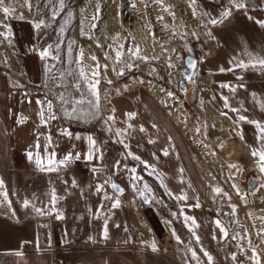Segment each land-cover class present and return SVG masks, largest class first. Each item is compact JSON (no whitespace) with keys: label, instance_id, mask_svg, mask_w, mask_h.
Wrapping results in <instances>:
<instances>
[{"label":"crops","instance_id":"crops-1","mask_svg":"<svg viewBox=\"0 0 264 264\" xmlns=\"http://www.w3.org/2000/svg\"><path fill=\"white\" fill-rule=\"evenodd\" d=\"M246 2L249 4L247 14H245V10L233 11L228 22L225 21L227 23L224 22L225 24L214 28L213 34L217 37L215 40L217 48L214 55L203 57L206 60L205 70L198 77L206 82L204 100L220 113L228 112L227 117L219 115L231 124L240 151L244 152L252 165L257 167L255 158L250 156V151L253 148L259 149L261 146L256 139L255 126L239 121L238 116L245 115L249 119L264 122V110H262V106H264V78L258 77V75H256V79L246 76L244 73L249 69L219 72L220 67L227 69L230 66L229 61L245 46L255 54L264 56V28L255 23V20H264V10H261L264 8V0H246ZM248 16H252L254 19L249 20ZM254 29L263 32L258 37L253 33ZM253 71L260 72L259 70ZM262 74L264 75V73ZM238 76L243 79H237ZM220 83H231L233 86L243 84L244 87H237L236 92L232 93L229 89L219 87ZM23 87L0 86V137L3 136V131L7 132L4 142L2 137L0 138V172L4 176L5 192L7 193V210L0 212V264H50V255L53 249L61 264H171L148 246L154 242L153 237L150 242L147 237L141 236L140 242L144 243H135L136 233L142 232L143 225L141 222L139 224L137 219L130 217L126 211L128 209L126 203L123 202L121 207L109 212L111 202L103 201L104 209L98 219L89 212V208L95 211L102 202L103 193L93 194L96 183L98 181L103 183L112 175L110 171L115 160L110 157L109 153L117 152L119 158L126 160L127 164L133 161L131 158L121 155L124 152L121 145H115L109 140L111 134L105 132L103 121L97 120L93 124L95 127L93 136L100 142L104 150V159L95 161L97 167L103 165L101 172L94 176L90 171V175L84 179L78 177L72 170L61 173L62 179L69 182L74 177L78 181L79 187L69 188L66 192V185L62 183L61 179H57L55 173H41L36 169L34 163L28 161L26 152L33 150L36 141L32 144L21 142L17 140L15 131L18 127L22 131L31 132L36 137L37 129L35 126H27L30 123L34 125V122L30 118L28 102L24 95L26 92ZM18 96L20 98L16 100ZM222 96L229 97L230 106L240 111L233 113L229 109H225ZM108 103L109 113H102V115L106 118L111 109L115 108L114 127L128 131L127 137H124L125 143L129 144L131 151L135 154L156 166V173L148 176L143 166L136 161L137 172L146 181L149 179L156 187L160 188V198L165 197L172 201L173 207L168 209L167 213L170 215L171 212H179L183 208L185 214L193 216L197 221L198 227L194 231L200 237L199 244L185 227L183 218L175 219L173 229L180 237L181 242H177L173 235L172 237L175 241V251L177 249L176 255L178 253L184 257L178 258L181 264H197V261L191 258V252L188 249L197 250L200 257L202 253L199 252V249L201 247L215 257L213 264H231L225 258L228 252L225 239L212 238L213 234L219 236V229L213 224L209 211L202 207L204 177L195 164L185 136L179 131L170 115L144 87L135 85L133 89L131 87L126 92L119 91L114 94ZM11 111L17 115L23 114L29 119L22 123V126H18L16 116L10 115ZM128 112H135L137 115L134 119L129 120L125 115ZM129 124L133 126L128 128ZM152 125H156V127H152ZM141 126L145 129L143 132L140 131ZM61 129H68L82 137L90 134L86 124L76 125L72 121L71 123L62 121L61 127L51 132L53 145L50 151L55 149L58 158L62 157L71 149L73 143L76 145V151H86L85 141L69 140L67 137H62L59 131ZM11 135L16 140L15 143H10ZM150 139L154 143H148ZM104 141H108V143L104 144ZM44 143L45 139L41 144ZM164 149L168 151V156H163L162 150ZM127 166L131 167L129 164ZM180 169H183V173L179 171ZM157 175L163 179L172 195L165 193ZM111 177H113L112 180H117L124 187L125 172L119 170ZM52 187L56 188L58 195L66 197L57 205L65 214L63 220H56L54 215L39 216L33 210V204L35 207H42L48 203ZM105 187L111 195L110 186L106 185ZM182 193L189 197L187 201L189 205L194 204L198 197L201 207L190 208L186 206L185 202L174 199V196ZM25 199L31 202L28 207L23 205ZM109 216L111 217L108 220L109 238L103 240L101 239V230L104 219ZM190 225L191 222H189ZM126 228L127 231H125ZM129 238H131V242L125 243ZM87 243H92L94 247L86 248ZM17 251L22 255H16ZM200 264H206V257L203 255L200 258ZM233 264L236 263L233 261Z\"/></svg>","mask_w":264,"mask_h":264},{"label":"rangeland","instance_id":"rangeland-1","mask_svg":"<svg viewBox=\"0 0 264 264\" xmlns=\"http://www.w3.org/2000/svg\"><path fill=\"white\" fill-rule=\"evenodd\" d=\"M186 2L188 5H183V3L179 4L180 2L176 0H162V3H154L153 0H66V8L61 12V15L57 17L52 28L47 30L49 34L48 37L45 40H41L40 43L54 41L63 18L69 10L73 12L72 21L64 33V43L61 45V54L66 56L67 41L75 39L77 41V46L74 47V54L76 52V48H83L86 64L88 66L94 65V63H99L101 65L105 63L109 64V68L105 73V78L101 80L100 86L101 108L102 113L104 114L109 113L108 100L114 94L118 93L117 90L126 92L131 87L133 89V86L135 85L142 88L144 87L148 91V82L144 79L152 80L156 84L158 83L161 88L171 91L175 95L181 97L183 105L188 113V118L192 128V136L186 135L181 130L179 131L185 136L192 157L194 158L192 152L193 148H196L198 152H200V155L202 154L200 160H196L194 158L196 166L204 177L202 207L209 211L213 221L215 219H221L228 224L230 228L241 233V236L238 237L237 240H231L230 237L225 239V246H228V252L226 253L225 258L233 264L231 257L232 254L235 253L238 257V261L242 262V264H253V262L249 263L247 259L251 256L250 247L255 246L256 251L261 255V264H264V244H261V236L257 235L258 231L261 228H264V222L260 219L262 215L264 216V192L262 190L255 191L254 195H248L246 193L245 179L249 174H253L250 169L244 173L240 182L236 181L241 176L242 166L252 164V162L248 160L249 157L242 151H239L234 156L233 153H231V155L225 154L228 144L223 149H219L220 144L225 143L224 140L229 143V146L235 145L237 142L235 141V133L227 134L229 131H232L231 128H226V130L220 129L219 122L223 121L226 124L229 122L219 115V111L206 103L203 96L206 90V82H204L202 78H199L204 73L202 69H199L200 67L203 68L204 63L206 62L203 57L214 55V51H216L217 48L216 41L213 40V43L212 39L207 35L209 30L213 33L216 26H212L207 23L208 16L205 14L211 13L210 15L212 17H218L222 8L227 6V0H197L196 5L194 6L196 9L195 16L192 14L193 9L189 7L190 0H186ZM96 3L99 4V13L96 11ZM43 4L44 0H40L41 7H43ZM133 5H135V7H133ZM166 7L168 8V11H165ZM17 8L18 12L23 11L26 16L28 15L27 8L20 9L19 5H17ZM81 8L86 9L84 14L86 17L84 18V27L88 36L80 35V21L82 19L80 14ZM44 11L48 12L50 15L48 9H44ZM93 17L96 18L93 19ZM158 17H163V19H158ZM193 22H196V25ZM8 23L13 27L14 43L13 45H9L6 42L0 43V86L13 87V85L19 84L20 86H24V92L30 94L31 103L27 104L30 112V118L33 119L34 125L30 123L27 126H35L37 134H41L40 143H42L45 139L43 134H51L53 130L61 127L62 121L70 123L72 121L76 125L86 124L87 127L88 125H92L93 127L94 122L97 120L85 122L81 120L68 119L66 117H62L60 113H57L58 119L52 121L48 127L40 126L39 117L37 116L39 106L36 104V99L39 96H42L44 91L42 87H37V85L42 84L43 69L42 62L39 57L31 51V45L36 42L33 30L31 24L27 21L13 19L9 20ZM91 24H96L98 27L91 28ZM190 25L195 28L194 32L198 34L196 37L187 33L188 31L186 30V27H189ZM252 27H254V25H252ZM262 32L263 31L261 30H253V33L258 37ZM155 35L161 36L165 44H173L176 42L179 44H177L178 46L175 48V52L172 50L168 54L169 57L173 58L172 63L178 65L179 67L170 68L168 67L166 61L161 59V57L150 55V50H156L154 49L156 48L154 47V43L156 42L154 38ZM89 36H91L92 39H89ZM116 44L125 45L126 53L128 49H132L133 45H136L140 50L139 55L141 57H147L148 59L141 60L135 58L130 60L129 62L134 63L136 67H133L131 70H126L125 74L122 76H117L115 72L111 71L112 67L115 66L114 63L110 60H106L105 58V53L114 57L113 47H110V45L115 46ZM146 46L150 47L149 51L146 50ZM186 54H192L198 58V61L200 59H203L204 61L203 63H198V66L196 67L198 75L194 76L196 82L192 83L194 94L190 100L184 99L182 97V93L178 89V79L179 77L182 79L180 69L184 65V56ZM91 55L96 56L95 62L91 59ZM176 55H179L181 59H175ZM124 59H128V55H125ZM5 61H7V63H5ZM145 65L149 66L151 70L155 69V77H148L146 75L144 72ZM169 73H172V75H169ZM259 73H255L252 69H249L244 74L254 79H256V75L264 78L262 72ZM107 79H111L113 83L108 84L106 82ZM161 106L170 115L178 127L170 110L167 109L166 106ZM22 125L23 124H20V126ZM94 128L95 127H93V129ZM197 128L200 129L199 132L196 131ZM15 132L18 137L17 140L21 142L32 144L36 141L34 140L36 137H34L31 132L30 134L26 130L22 131L18 129V127ZM6 133V131H3V136H1L3 142L6 140ZM37 134L35 136H37ZM122 138L124 139V137ZM15 142L16 140L12 138L11 135L10 143ZM206 142H209L212 145H209ZM114 144L118 145L116 143ZM205 145H207V147H205ZM111 153L112 152L109 153L110 157L114 158L115 161L121 160L126 165L129 164L131 167H138L135 160H133L132 163L128 162L127 164L126 160L119 158L117 152H114L113 154ZM220 163L223 167H219ZM233 163L239 166V172L228 168V165ZM205 170L208 171L205 172ZM120 171L124 172L123 168H121ZM110 172L112 174V171ZM231 174H235V183L239 186L241 193L245 196V202H242L240 197L236 195L235 190L231 188L232 181L229 179ZM0 180L4 182V176L1 172ZM262 180V182H264V179ZM144 181L150 184L154 190L153 194L161 200V194L159 193L160 188L156 187L149 179L147 181L144 179ZM123 185L126 189V194H123V198L121 199L128 206V209L126 210L127 213L130 214V217L137 219L139 224L140 222L142 223V218L145 217L146 221H148L151 226L150 229L142 227V232L136 233L135 243H142L140 242L141 236L147 237L151 242L153 234H155L159 240H162V238L173 239L168 233L164 232V226H162L161 220L156 215V212L160 211L163 216H170L167 211L169 212L168 209L173 207L172 201L169 198L165 199V197H163L162 200L166 203V207L162 203L142 205L138 199L135 204H133L132 201L134 197L131 189L128 188L127 177ZM216 186L221 187L225 192H228L231 196V200L229 201L228 197L214 194L212 189ZM0 191L2 192V199L0 198L1 212L7 207V199H5L3 195V193H6L5 182L3 187L0 188ZM229 203L237 205V213L235 217H229L224 214L230 211L228 207ZM256 204L260 205L262 209L261 211L263 212L262 215L257 213L258 208L256 207ZM249 214H251V217ZM232 220L237 221V223H232ZM245 230L249 233L247 238L243 237ZM249 240L252 241L251 246L249 245ZM173 243L175 244L174 239ZM238 245L242 246L243 252L241 251V247H238ZM176 251L174 254H167L171 258H174V260L169 261L171 264H181L178 258H182L183 256L181 255V257L178 253L176 255ZM201 257L202 254H200V258Z\"/></svg>","mask_w":264,"mask_h":264},{"label":"snow or ice","instance_id":"snow-or-ice-1","mask_svg":"<svg viewBox=\"0 0 264 264\" xmlns=\"http://www.w3.org/2000/svg\"><path fill=\"white\" fill-rule=\"evenodd\" d=\"M154 3H162V0H153ZM197 0H190L189 7L193 9V16L196 15V5ZM17 5H19L20 9L27 8L28 15L26 16L23 11L18 12ZM96 11L99 13V4H95ZM135 7V5H133ZM255 7L254 5L252 6ZM66 8V0H44L43 7L40 6V0H0V43L6 42L9 45H13V27L8 23L9 20H19V21H27L31 24L33 34L35 37V43L31 45V51H33L42 62V84L37 85L38 88L42 87L44 89L42 96H39L36 99V104L39 106V111L37 112V116L39 117L40 126L48 127L52 121L58 119L57 113H60L62 117H66L68 119L81 120L85 122H92L94 120L103 121L104 129L106 133H110L109 140L113 143L119 144L123 147L124 152H122V156H126L131 158L132 160L137 161L141 164L144 170L147 172L148 176H152L156 173V166L150 163L147 160H144L140 155L135 154L131 151L129 144L125 143V140L122 137H127L128 131L127 129L114 127V121L116 120L115 112L116 109H111V112L105 118L102 115L101 108V80L105 78L106 70L109 68V64L105 63L103 65L99 63H94L92 66H88L86 64V59L84 55L83 48H76V52L74 54V47L77 46V41L75 39L67 41V52L66 56L61 54V45L64 43V33L68 28V25L72 21L73 12L68 11L66 16L63 18L62 22L59 25V30L56 35V39L52 42L40 43L41 40H45L48 37L47 30L52 28L53 23L56 22L58 16L61 15V12ZM249 8V4L246 0H227V6L222 8L218 17H212L210 14H205L208 16L207 23L212 26L222 25L225 21H227L233 14V11L245 10V14H247V10ZM44 9H48V12H45ZM261 10H264L262 8ZM85 8L80 9L81 21H80V35L88 36V33L84 27V18L85 17ZM165 11H168V8H165ZM174 15V14H173ZM96 17H93L95 19ZM249 20H253L254 17L248 16ZM158 19H163V17H158ZM255 23L264 28V20H255ZM91 28L98 27L96 24H91ZM192 36L196 37L198 34L196 32L191 33ZM207 35L212 40H217V37L212 33L211 30L208 31ZM92 39L91 36L88 37ZM115 39V38H113ZM101 46V45H98ZM113 47L114 57L110 56L108 53H105L106 60H110L114 63V67H112L111 71L115 72L117 76H122L125 74L126 70H131L133 67H136L134 63L129 62L135 58L141 60H147V57H141L139 55V47L133 45L132 49H128L127 53L125 52V45L116 44ZM190 51V50H189ZM175 52V49H173ZM125 55H128V59H124ZM91 59L95 62L96 56L91 55ZM175 59L179 60L181 57L179 55L175 56ZM173 58L169 57L166 63L168 67H179L172 63ZM203 59L199 61L189 58L187 61V68L182 69L185 79L191 83H195L194 76L198 75L196 72L197 63H203ZM7 63V61H5ZM74 65V67H73ZM229 67L225 69L224 67L219 68V72H234L235 69H253L259 70L264 73V56L257 55L251 50L244 47V49L239 53L233 56V58L229 61ZM191 69V74L188 73V70ZM155 71V69H153ZM172 75V73H169ZM237 79H243V77H237ZM108 84H112L111 79H107ZM142 82V81H141ZM19 84L13 85V87H19ZM183 87V84H181ZM219 87L224 89H229L232 93H235L237 87L243 88L244 85H236L233 86L231 83H220ZM127 88V86H126ZM186 91V88L184 89ZM119 92V90H117ZM25 99L28 103H31L30 94L25 93ZM166 95L169 98L174 96V93L168 91ZM215 99V98H213ZM223 107L225 109H229L233 113H238L240 110L230 106L229 97L222 96ZM262 110H264V106H262ZM246 111V110H245ZM16 116V124L19 126L29 119V117L23 114H15ZM129 120L134 119L137 115L135 112H128L125 114ZM220 115L227 117L228 112H221ZM239 121L247 122L251 125L255 126L256 129V139L260 143V148H253L250 151V156L255 158V163L258 167L260 177L264 179V122L259 120L249 119L245 115L238 116ZM133 125L129 124L128 128H131ZM152 127H156V125H152ZM145 129L143 126L140 127V131L143 132ZM60 135L62 137H67L69 140L80 141L83 140L86 142L87 149L84 152L76 151V145L73 143L71 149L67 151L62 157L57 156V152L52 148L53 140L50 133L43 134L45 138V143L42 145L40 143V135L37 134L36 142L33 146V150H29L26 152V158L30 163H34L36 169L41 173H55L57 179H61L62 183L66 185L65 191L68 192L69 188H77L80 185L78 181L73 177L71 181L62 179L61 173H66L70 171L71 166L74 162L77 161H85L88 162L91 167L90 171L94 176L98 175L103 169V165L97 167L95 161L104 159V150L101 147L100 142L96 139L95 136L89 134L86 136H80L72 133L68 129H61ZM197 132L200 131L199 128L196 129ZM243 139V136H241ZM108 143V141H104V144ZM148 143H154L153 140H149ZM207 147V145H205ZM163 156H168L169 153L166 149L162 150ZM156 155L155 153L153 154ZM123 168L127 180H128V188L131 189L133 194L132 203L135 204L138 199L142 205H153L163 203L158 197L153 194V189L149 183L144 181V177L137 172L136 167L129 168L126 164L122 165L121 160H116L112 165V175H115L116 172ZM229 169H234L236 172L240 171V168L237 164H229ZM183 173V169L179 170ZM159 178V175H157ZM229 179L232 181L231 188L235 190L236 195L240 197L242 202H245V196L241 193L239 186L235 183L236 176L235 174H231ZM183 181L181 180V183ZM4 182L0 180V188L3 187ZM110 186L112 189V194L110 195L105 186ZM160 185L164 188L165 193L168 195H172L170 190L164 184L163 179H160ZM264 190V182L258 184L257 188L250 192L249 194H255V191ZM125 187H122L119 183H116L112 180V177L109 176L108 179L104 180L103 183L99 181L96 183L93 194L98 195L103 193L101 204L93 211L89 208V212L94 216V218H100L104 204L103 201H110V209L109 212L115 210L122 206L123 201L121 197L125 193ZM213 193L216 195H222L224 197H228L229 201L231 200V196L228 192H225L221 187H213ZM4 198L7 199V193H3ZM83 196V193H81ZM66 197L60 196L57 194L56 188L52 187L49 194L48 203L44 204L42 207H35L33 204V210L39 216H53L56 220H63L65 218V214L63 210L57 207L58 203L61 200H64ZM174 199L185 202L188 207L200 208L201 204L199 202L198 197L196 198V202L194 204H187L189 197L186 194H180L174 196ZM30 201L25 199L23 201V205L28 207L30 205ZM230 211L224 213L229 217H235L237 213V205L234 203H229L228 205ZM114 214V213H113ZM171 218L166 220L165 222L169 225L172 224V221L182 217L185 227L188 228V231L195 238L196 242L200 243V237L194 231L196 227H198L197 221L193 216L185 214L183 208L180 209L179 212H171ZM219 215V213H218ZM251 217V214H249ZM111 217H107L104 219L103 228L101 230V239L107 240L109 238L108 234V220ZM261 221H264V217H260ZM189 222L191 225L189 226ZM232 223H237V221L232 220ZM213 224L217 229H219V236L213 234V239H228L237 240L238 237L241 236V233L236 232L235 229L229 227L221 219H215ZM119 227V225H116ZM172 235L175 237L177 242H181V239L178 235H176L175 229H170ZM127 231V228L125 229ZM231 233V235H230ZM249 235L248 231L245 230L243 233V237L247 238ZM257 235L261 236V244H264V228H261ZM92 239V237H89ZM131 238L126 240L125 243H130ZM144 243V242H142ZM249 245H252V241L249 240ZM152 251H157V245L155 242H151L148 245ZM241 251L243 252L242 246ZM39 250V248H38ZM188 251L191 252V258L197 261V264H200V257L198 255L197 250L189 248ZM251 256L249 259L253 262V264H261V255L256 251L255 246L250 247ZM199 252L202 253L204 257H206V264H213V256L210 252L203 247L199 249ZM16 255H22L21 252L17 251ZM232 260L236 262V264H242V262L238 261V257L235 253L232 254Z\"/></svg>","mask_w":264,"mask_h":264},{"label":"bare ground","instance_id":"bare-ground-1","mask_svg":"<svg viewBox=\"0 0 264 264\" xmlns=\"http://www.w3.org/2000/svg\"><path fill=\"white\" fill-rule=\"evenodd\" d=\"M176 1L180 2L179 4L183 3V5H185V4L188 5L186 0H176ZM196 22H198V21H196ZM180 26H182V25H180ZM183 27H182V29H183ZM184 29H185V27H184ZM194 29L195 28L191 27V25H190L189 27H186V30L188 31V32L187 31L186 32L191 34L192 32H194ZM154 38H155V41H156L154 43L155 44L154 47H156V48H154V49H156V50L155 51H151L149 46H146V50L147 51L150 50L149 52H150L151 56H159L164 61H167L168 58H169V55H168L169 52L172 51L173 49H175L179 44L177 42L173 43V44H165V42H163V38L161 36H157V35H155ZM101 39H102V37H101ZM144 72L146 73V75L148 77H155L154 71L151 70V68L149 66H147V65L144 66ZM144 80L148 82V91H149V93L152 94V96L159 102V104H161L163 106H166L167 109L170 110L174 120L177 122L179 130H181L183 133H185L188 136H190V135L192 136V128H191L190 121H189V118H188V113H187V111H186V109H185V107L183 105V100L181 99V97H179V96L174 94V96L172 98H169L166 95L168 90H165V89L161 88L158 85V83L156 84L152 80H148V79H144ZM180 80H182L181 77H179L178 82ZM185 88H186V91L184 90V91L181 92L182 93V97L184 99L190 100L192 98V95H193V85H192V83L189 82V81H185ZM219 125H220V129H224V130H226V128H231L232 129V126H231L230 123L226 124L223 121H221V122H219ZM226 132H228V131H226ZM232 133H235L233 129H232V131H229L227 134H232ZM224 141H225V143L220 144L219 149H223L228 144L227 145V149L225 150V154L231 155V153H233V156H234V155H236V153H238L240 151V147L237 144V142L235 143V145L229 146V143L226 140H224ZM206 143H208L209 145H212L209 142H206ZM203 151H205V150H203ZM192 152H193L194 158L196 160L197 159H199V160L201 159V155L202 154L200 155V152H198V150L196 148H193ZM219 167H223L221 163H220ZM207 171L208 170H205V172H207ZM262 191L264 192V190H262ZM0 198L2 199V192L1 191H0ZM256 207L258 208L257 209V213L262 215L263 212L261 211L262 209H261L260 205L256 204ZM6 210L7 209L5 208L4 211H6ZM261 217H264V216L262 215ZM132 221H133V219H132ZM247 261L249 263H252V261L249 258L247 259Z\"/></svg>","mask_w":264,"mask_h":264},{"label":"built area","instance_id":"built-area-1","mask_svg":"<svg viewBox=\"0 0 264 264\" xmlns=\"http://www.w3.org/2000/svg\"><path fill=\"white\" fill-rule=\"evenodd\" d=\"M227 22H228V20H227ZM227 22H225V23H227ZM225 23H223V24H225ZM87 129H88V131H89V133L91 135H94L95 134V130L93 129L92 125H88ZM247 166H249V167H247ZM90 167H91V165L88 162H85V161L81 160V161L74 162L72 164L70 170H72L73 173L76 174L78 177L84 179V178H86V177H88L90 175ZM249 169L257 177L258 182L261 183L263 180L260 177L259 170L257 169V167L253 166L252 164L242 166L241 176L236 181L237 182H240V180L243 178L244 173L247 172ZM156 215L161 220L162 226H164V229H165L164 232L165 233H168L172 237V232L170 230V229H173L172 228V224L169 225V224H167L165 222L166 220H169L171 218L166 217V216H163L160 211L159 212H156ZM142 225H143V227L145 229L146 228H149L150 229V227H151L150 224H149V222L146 221L145 217L142 218ZM152 236H153V241L155 242V244L157 245V248H158V250L156 252L159 255H161L162 257H164V259L166 261H168V262L170 260H174V258H171L170 256H168V255H170L169 253H171V254H174L175 253V247H174L173 239H171V238L170 239L169 238H166V239L165 238H162V240H159V238L155 234H153ZM85 247L86 248H93L94 245L92 243H87L85 245ZM213 258H215V257L213 256ZM50 264H61V261L56 256V252H55L54 249L51 251Z\"/></svg>","mask_w":264,"mask_h":264},{"label":"water","instance_id":"water-1","mask_svg":"<svg viewBox=\"0 0 264 264\" xmlns=\"http://www.w3.org/2000/svg\"><path fill=\"white\" fill-rule=\"evenodd\" d=\"M189 58L198 61V58H196V57H195L194 55H192V54H186V55L184 56V65H183L182 68L180 69V73L182 74V80H180V81L178 82V89H179L180 92L184 91V89H185V81H187V80L185 79V75H184L182 69H186V68H187V61H188ZM197 66H198V63H197ZM191 72H192V70L189 69V70H188V73L191 74ZM181 84H183V87H181ZM113 181L116 182V183H119V184H120V182H118L117 180H113ZM258 184H259V182H258L257 177H256L254 174H249V175L246 177V179H245L246 193H247L248 195H250L249 193L252 192V191H254V190L257 188ZM120 185H121V184H120ZM121 186H122V185H121ZM122 187H123V186H122Z\"/></svg>","mask_w":264,"mask_h":264},{"label":"flooded vegetation","instance_id":"flooded-vegetation-1","mask_svg":"<svg viewBox=\"0 0 264 264\" xmlns=\"http://www.w3.org/2000/svg\"><path fill=\"white\" fill-rule=\"evenodd\" d=\"M161 201H163V200L161 199ZM162 204H164V206L166 205L165 202H163ZM165 207H166V206H165ZM167 208H168V207H167ZM162 209H163V208H162ZM162 215H163V214H162ZM168 217L170 218V216H168ZM172 223H173V224H172V228H173V226L175 225V220H173Z\"/></svg>","mask_w":264,"mask_h":264},{"label":"trees","instance_id":"trees-1","mask_svg":"<svg viewBox=\"0 0 264 264\" xmlns=\"http://www.w3.org/2000/svg\"><path fill=\"white\" fill-rule=\"evenodd\" d=\"M260 9H261V7H260ZM199 69H200V70L202 69V71H204V67H203V68L200 67ZM19 98H20V97L18 96V97L16 98V100L19 99ZM21 98H22V97H21ZM10 115L13 116V111H11V114H10Z\"/></svg>","mask_w":264,"mask_h":264}]
</instances>
